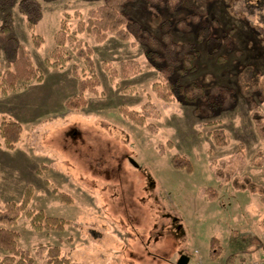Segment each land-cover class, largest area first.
<instances>
[{"label": "rangeland", "instance_id": "rangeland-1", "mask_svg": "<svg viewBox=\"0 0 264 264\" xmlns=\"http://www.w3.org/2000/svg\"><path fill=\"white\" fill-rule=\"evenodd\" d=\"M20 1L10 9L12 33L44 77L19 81L15 90L0 94V124L4 118L23 126L14 149H7L0 135V210L8 202L20 203L31 186L29 209L69 221L62 230H36L21 212L12 228L34 264H46L55 246L76 264H177L183 254L188 264L263 260L264 141L249 100L264 112V96H245L238 77L251 86L256 73L264 86V6L257 0H208L209 31L201 40L197 24H180L193 12L186 4L175 12L144 0L127 4L129 17L156 37L162 33L159 14L171 23L177 42L195 44L197 68L181 76V84L234 90L233 103L200 115L202 100L162 99L155 84L163 77L147 46L134 35L122 40L114 33L101 41L78 34L92 49L99 85L82 94L83 104L71 107L68 100L79 95L85 76L84 59L70 45L72 58L63 67H52L47 59L65 15L75 28L104 0H38L42 18L34 31L44 38L40 47ZM4 16L0 9V26ZM125 108L143 116V124L130 120ZM215 129L225 131L226 145L210 136ZM177 155L190 160L192 171L173 166ZM216 237L221 253L212 258Z\"/></svg>", "mask_w": 264, "mask_h": 264}, {"label": "trees", "instance_id": "trees-1", "mask_svg": "<svg viewBox=\"0 0 264 264\" xmlns=\"http://www.w3.org/2000/svg\"><path fill=\"white\" fill-rule=\"evenodd\" d=\"M135 0H104L101 5L92 8L86 19H79L75 28L69 23L70 14H66L61 21L60 28L55 35V48L50 53L47 62L52 67H63L72 55L67 46H72L76 54L84 59V78L79 80V95L68 100V105L78 107L85 102L82 94L86 90L95 91L99 85L95 73L92 49L78 39V34L86 33L96 40L105 39L109 33H114L122 40H128L132 35L147 46V55L152 64L159 68L163 82L155 84L156 91L166 101L172 99L187 100L191 102H202L196 112L200 115H212L220 106L231 104L234 101V90L226 86H213L207 89L204 85L191 82L183 85L180 78L197 68L198 50L193 43L177 42L171 32V23L162 21L157 14L162 33L156 37L149 30L144 28L138 21L129 17L126 11L127 4ZM148 4L158 8H166L172 12L177 11L183 4L193 9L189 20H180L182 26L197 24L196 31L198 38L203 40L209 26L204 14L208 11V0H144ZM17 0H0V9L5 12L2 25L0 26V57H4V70L0 67V94H6L17 88L19 81L43 80L42 72L34 65L26 48L17 40L12 33V17L10 9ZM260 8L264 6V0H257ZM19 7L27 17V27L32 31L33 42L40 47L44 38L35 33V27L42 18V9L38 0H21ZM194 25V24H193ZM230 40L228 39V43ZM1 59V58H0ZM127 66V64H125ZM252 68V67H250ZM86 71V72H85ZM254 72V71H253ZM74 73L78 76L77 67ZM255 85H245L239 75L238 84L241 92L252 99L254 93L264 96V86L259 84V77L256 73ZM249 86V87H247ZM250 101L252 118L259 137L264 141V112L259 108L258 103ZM125 115L132 121L143 124L144 117L138 112L123 109ZM23 132L22 124L14 119H2L0 124V135L3 145L7 149L16 148ZM215 143L219 146L227 144V136L223 129H215L209 133ZM172 164L177 169L192 171V164L185 156H174ZM264 192V188H261ZM57 192V190H56ZM61 193V192H60ZM33 188L27 187L23 200L8 202L4 210H0V248L4 254L0 256V264H34L35 260L31 253L18 244L19 233L12 227L16 225L21 212L26 211L30 218L31 225L36 230H62L69 223L63 217L47 215L44 210L29 209L32 199ZM60 197L63 201L70 202L69 196L64 192ZM212 258L220 255L221 245L219 239L212 238ZM46 264H76L69 258L61 256V249L57 246L51 247L48 251Z\"/></svg>", "mask_w": 264, "mask_h": 264}, {"label": "water", "instance_id": "water-1", "mask_svg": "<svg viewBox=\"0 0 264 264\" xmlns=\"http://www.w3.org/2000/svg\"><path fill=\"white\" fill-rule=\"evenodd\" d=\"M131 161L133 162V164H135L136 166H138V163L136 161H134L133 159H131ZM189 259L190 258L187 255L183 254V255H181V257L177 261V264H188Z\"/></svg>", "mask_w": 264, "mask_h": 264}, {"label": "built area", "instance_id": "built-area-1", "mask_svg": "<svg viewBox=\"0 0 264 264\" xmlns=\"http://www.w3.org/2000/svg\"><path fill=\"white\" fill-rule=\"evenodd\" d=\"M249 264H264V259L263 260H255L253 262H250Z\"/></svg>", "mask_w": 264, "mask_h": 264}]
</instances>
